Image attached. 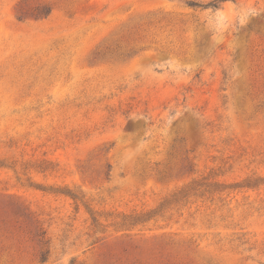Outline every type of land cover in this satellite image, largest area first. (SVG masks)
<instances>
[{"label": "rangeland", "instance_id": "374dc122", "mask_svg": "<svg viewBox=\"0 0 264 264\" xmlns=\"http://www.w3.org/2000/svg\"><path fill=\"white\" fill-rule=\"evenodd\" d=\"M213 1L0 0V264H264V0Z\"/></svg>", "mask_w": 264, "mask_h": 264}, {"label": "trees", "instance_id": "16d2710c", "mask_svg": "<svg viewBox=\"0 0 264 264\" xmlns=\"http://www.w3.org/2000/svg\"><path fill=\"white\" fill-rule=\"evenodd\" d=\"M228 0H214L213 2L209 3L206 7L208 8H212L214 10H217L220 8V5L224 2H226ZM199 7H202L204 8V5H201ZM72 198L76 199L75 196L71 195ZM48 261V257L46 256V254H42V257H41V262L42 263H45ZM71 264H74V261L71 262Z\"/></svg>", "mask_w": 264, "mask_h": 264}]
</instances>
